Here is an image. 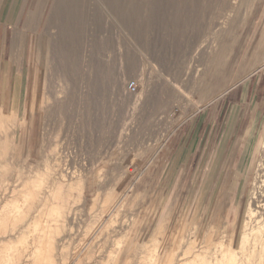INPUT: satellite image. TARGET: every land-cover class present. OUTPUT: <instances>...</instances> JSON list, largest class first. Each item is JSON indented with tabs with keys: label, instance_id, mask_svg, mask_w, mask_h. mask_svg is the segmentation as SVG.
<instances>
[{
	"label": "rangeland",
	"instance_id": "374dc122",
	"mask_svg": "<svg viewBox=\"0 0 264 264\" xmlns=\"http://www.w3.org/2000/svg\"><path fill=\"white\" fill-rule=\"evenodd\" d=\"M52 1L0 0V264H33L34 218L51 264H201L212 219L237 241L264 135V0H62V18Z\"/></svg>",
	"mask_w": 264,
	"mask_h": 264
},
{
	"label": "bare ground",
	"instance_id": "6f19581e",
	"mask_svg": "<svg viewBox=\"0 0 264 264\" xmlns=\"http://www.w3.org/2000/svg\"><path fill=\"white\" fill-rule=\"evenodd\" d=\"M62 0H53L52 1V7H51V14L49 15L50 17L54 15H56L57 17L60 16V18H62L63 16H66L67 10L65 11L63 3H61ZM28 22H25V28L27 27ZM38 30V29H37ZM16 32V31H15ZM19 45V44H18ZM47 51V50H46ZM14 54V53H13ZM43 54V53H42ZM12 56V55H11ZM1 110V109H0ZM14 139V138H13ZM1 142V141H0ZM7 142V141H6ZM2 143V142H1ZM11 144V143H10ZM1 146V145H0ZM10 147V146H9ZM22 147V146H21ZM20 147V148H21ZM2 148V146H1ZM19 148V149H20ZM8 149V148H7ZM5 150V148H4ZM13 150V149H12ZM18 149H16L17 151ZM257 150H259V153L257 152ZM6 151V150H5ZM22 151V150H20ZM17 151V152H20ZM4 151H2L3 154ZM7 152V151H6ZM5 153V152H4ZM8 153V152H7ZM10 153V152H9ZM13 153V152H11ZM1 154V153H0ZM1 154V155H2ZM0 155V156H1ZM4 155V154H3ZM2 155V156H3ZM258 155L260 156V161L258 162V171L256 174L255 179L253 180V183L251 184V189L252 192L250 193V197L248 200V203L246 205V223L243 226L242 232L240 234V236L238 237L237 241L235 240V233L234 231L228 232H219L217 231V227L215 228V226H213V219L212 221H210V233L207 235L206 237V244L210 243L212 245V243L215 244V246L213 247H208L203 253V258H202V262L201 264H264V135L262 137H260L259 143L257 145L256 148V152L254 155V158L251 162V165L248 169V175L250 169L252 168V165L254 164V160H255V156ZM7 156V155H5ZM19 156V155H18ZM22 156V154H21ZM13 157V156H12ZM16 158V155L14 156ZM2 158V157H1ZM18 158V157H17ZM16 158V159H17ZM4 159V157H3ZM13 160V158H11ZM19 160V159H18ZM22 160V159H21ZM16 161V160H15ZM19 162V161H18ZM23 163V161H22ZM255 172V171H254ZM254 176V175H253ZM36 179V178H33ZM32 179H29L27 182L31 183ZM3 181V180H2ZM15 181V180H14ZM28 183L26 185H28ZM247 184V181H246ZM12 196V194H11ZM35 194L33 191L29 190L26 195L24 196V205H27V203L29 202L27 208L21 209L20 206L18 205V202L16 200V202H14L15 200L9 202V205L11 204V208L12 211H10L13 215L12 218L15 221H23L26 217H27V213H28V209H31L30 204H33L35 201ZM52 199V198H51ZM19 201V199H18ZM44 205V204H43ZM33 208V207H32ZM26 211V213H24V211ZM56 211V210H55ZM70 211V210H69ZM72 212V211H71ZM44 214V213H43ZM54 214V211H53ZM56 214H58V211H56ZM71 214V213H70ZM100 215V214H99ZM103 216V215H102ZM10 217V216H9ZM52 217V216H51ZM50 217V218H51ZM58 217V215H57ZM213 217V216H212ZM38 218V215H37ZM39 218L41 219L42 217ZM48 218L46 221H50ZM39 219V220H40ZM56 219V218H53ZM98 219V218H97ZM101 219V218H100ZM112 219V218H111ZM110 219V220H111ZM44 219H41L40 221H42ZM113 220V219H112ZM111 220V221H112ZM45 221V222H46ZM110 221V222H111ZM116 221V220H115ZM114 221V222H115ZM37 219L34 218L33 219V227L34 229H32L31 231H33V234L38 235L37 237V242L36 245L34 247V262L33 264H51L52 261V257L54 256L53 251L54 248H56V246L54 247L52 244L54 243V236L53 240L52 237L50 236L49 232H48V228H40L39 224H36ZM66 222V221H65ZM96 222V221H95ZM209 222V221H208ZM245 222V221H244ZM22 223V222H21ZM39 223V222H38ZM41 223V222H40ZM98 223V222H96ZM17 224V223H16ZM30 224V223H29ZM47 224V223H46ZM99 224V223H98ZM45 225V224H43ZM49 225V224H48ZM107 225V224H106ZM110 225V224H109ZM113 226V225H112ZM18 226L15 225L11 228H13L12 232L16 233V228ZM29 227V226H28ZM32 227V228H33ZM45 227H47L45 225ZM52 227V226H51ZM51 227H49L51 229ZM219 227V226H218ZM6 228V227H5ZM21 228V227H20ZM19 228V229H20ZM31 229V227H29ZM87 228V227H86ZM220 228V227H219ZM223 228V227H222ZM221 228V229H222ZM25 230L27 229L24 228ZM48 229V230H47ZM28 230L27 229V233H25L23 230H19L17 233V236H15L16 238H18L19 242H23L25 243L26 241V234H28ZM58 231V228L56 229ZM113 230V229H112ZM225 230V229H224ZM11 231V230H10ZM52 230H50L51 232ZM56 231V234H58ZM207 231V230H206ZM223 231V230H222ZM30 232V231H29ZM107 232V231H106ZM110 232V231H109ZM209 232V231H208ZM5 233V232H4ZM7 233V232H6ZM32 233V232H31ZM39 233V234H38ZM53 233V232H52ZM51 233V234H52ZM225 233V235H224ZM88 234V233H87ZM53 235V234H52ZM61 235V234H60ZM107 235V234H106ZM85 236V235H84ZM83 236V237H84ZM105 236V234H104ZM222 236V237H221ZM36 237V235H35ZM58 238V237H57ZM221 240V238L227 239L228 240V244H224L221 241H216V240ZM116 239V238H115ZM21 240V241H20ZM53 242H52V241ZM96 240V239H95ZM106 240V239H105ZM11 241V240H10ZM204 241V240H203ZM67 242V241H66ZM9 244V243H8ZM30 244V243H29ZM205 245V243H204ZM2 246V245H1ZM13 246V245H12ZM5 247V246H4ZM15 247V246H14ZM104 247V246H103ZM201 247V246H200ZM207 247V246H206ZM9 248V247H8ZM21 248V247H20ZM29 248V245H28ZM63 248V247H62ZM102 247H100L101 249ZM10 249H14V248H10ZM103 249V248H102ZM9 250V249H8ZM16 250V249H15ZM61 250V249H60ZM173 250V249H172ZM203 250V249H202ZM14 251V250H13ZM197 252V251H196ZM9 253V252H8ZM18 253V252H17ZM184 254H186L187 252H183ZM195 253V252H194ZM11 254V253H10ZM21 254V253H20ZM19 254V255H20ZM53 254V256H52ZM175 254V253H174ZM193 254V253H192ZM18 255V254H17ZM23 255V254H22ZM86 255V253H85ZM143 255V254H142ZM97 256V255H96ZM183 256V255H182ZM202 256V255H201ZM11 257V256H10ZM9 257V258H10ZM16 257V256H15ZM18 257V256H17ZM185 257V256H184ZM195 257H200V256H195ZM8 258V259H9ZM12 258V257H11ZM107 258V257H105ZM197 258V259H198ZM201 258V257H200ZM13 259V258H12ZM113 259V258H112ZM171 259V258H170ZM191 260V258H189ZM5 260V259H4ZM10 260V259H9ZM172 260V259H171ZM193 260V258H192ZM190 261V262H194V261ZM102 261V260H101ZM198 261V260H197ZM18 262V261H17ZM106 262V261H105ZM6 263V262H5ZM171 263V262H170ZM186 263L183 262V264ZM27 264V263H26ZM102 264V263H101ZM105 264V263H104ZM168 264V263H167ZM181 264V263H180ZM194 264V263H191Z\"/></svg>",
	"mask_w": 264,
	"mask_h": 264
},
{
	"label": "crops",
	"instance_id": "0c3cea01",
	"mask_svg": "<svg viewBox=\"0 0 264 264\" xmlns=\"http://www.w3.org/2000/svg\"><path fill=\"white\" fill-rule=\"evenodd\" d=\"M234 119H235V117H232V120H231L229 126L227 127V129H226V131H225V134H224V136H223V140H222V144H221L220 149H219V151H218V155H219L220 150L224 147V144H225L227 138L229 137V135H230V133H231V127H232V123H233ZM229 164H230V163H229Z\"/></svg>",
	"mask_w": 264,
	"mask_h": 264
},
{
	"label": "built area",
	"instance_id": "2783aa9c",
	"mask_svg": "<svg viewBox=\"0 0 264 264\" xmlns=\"http://www.w3.org/2000/svg\"><path fill=\"white\" fill-rule=\"evenodd\" d=\"M137 89V84L135 82H130L127 84V90L129 93L134 94Z\"/></svg>",
	"mask_w": 264,
	"mask_h": 264
}]
</instances>
